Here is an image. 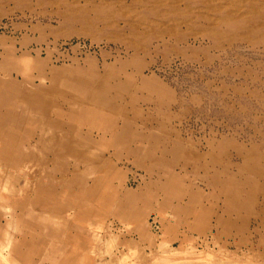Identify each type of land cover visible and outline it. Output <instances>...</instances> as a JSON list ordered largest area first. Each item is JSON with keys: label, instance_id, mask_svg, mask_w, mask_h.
<instances>
[{"label": "rangeland", "instance_id": "rangeland-1", "mask_svg": "<svg viewBox=\"0 0 264 264\" xmlns=\"http://www.w3.org/2000/svg\"><path fill=\"white\" fill-rule=\"evenodd\" d=\"M0 264H264V0H0Z\"/></svg>", "mask_w": 264, "mask_h": 264}, {"label": "crops", "instance_id": "crops-1", "mask_svg": "<svg viewBox=\"0 0 264 264\" xmlns=\"http://www.w3.org/2000/svg\"><path fill=\"white\" fill-rule=\"evenodd\" d=\"M154 135H155V134H154ZM140 137H145V136H142V135H141Z\"/></svg>", "mask_w": 264, "mask_h": 264}]
</instances>
